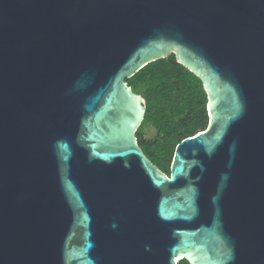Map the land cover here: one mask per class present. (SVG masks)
I'll use <instances>...</instances> for the list:
<instances>
[{
	"label": "water",
	"instance_id": "obj_1",
	"mask_svg": "<svg viewBox=\"0 0 264 264\" xmlns=\"http://www.w3.org/2000/svg\"><path fill=\"white\" fill-rule=\"evenodd\" d=\"M174 55L207 127L170 174L127 79ZM264 264V0H0V264Z\"/></svg>",
	"mask_w": 264,
	"mask_h": 264
},
{
	"label": "trees",
	"instance_id": "obj_2",
	"mask_svg": "<svg viewBox=\"0 0 264 264\" xmlns=\"http://www.w3.org/2000/svg\"><path fill=\"white\" fill-rule=\"evenodd\" d=\"M175 61L174 55L155 61L126 80L146 101L147 111L137 134L141 136L144 127L152 124L163 135L147 142L143 151L167 175L177 145L209 123L208 98L201 80L182 65H174ZM178 264L190 263L183 260Z\"/></svg>",
	"mask_w": 264,
	"mask_h": 264
},
{
	"label": "flooded vegetation",
	"instance_id": "obj_3",
	"mask_svg": "<svg viewBox=\"0 0 264 264\" xmlns=\"http://www.w3.org/2000/svg\"><path fill=\"white\" fill-rule=\"evenodd\" d=\"M146 110H147V108H146ZM143 123V122H142ZM142 125V124H141ZM208 125V124H207ZM147 127H149L150 129H152L153 130V132H154V135H153V137H147L146 135H145V130H146V128ZM207 127V126H206ZM139 129H140V127H139ZM139 129L137 130V133L139 132ZM202 131V130H201ZM199 132V131H198ZM197 132V133H198ZM137 135V140H138V143H139V145H140V147L142 148V150H143V148L145 147V145L147 144V142H154V141H157V140H159V139H161L162 137H163V135L157 130V128H155L152 124H147L145 127H144V129H143V131H142V133H141V136H139L138 134H136ZM154 147H155V145H154ZM156 148V147H155Z\"/></svg>",
	"mask_w": 264,
	"mask_h": 264
},
{
	"label": "rangeland",
	"instance_id": "obj_4",
	"mask_svg": "<svg viewBox=\"0 0 264 264\" xmlns=\"http://www.w3.org/2000/svg\"><path fill=\"white\" fill-rule=\"evenodd\" d=\"M145 132H146L145 135H146L147 137H153V135H154L153 130L150 129L149 127L146 128Z\"/></svg>",
	"mask_w": 264,
	"mask_h": 264
}]
</instances>
